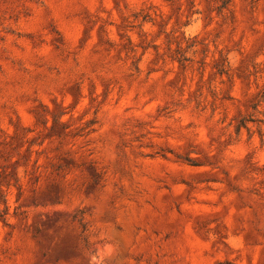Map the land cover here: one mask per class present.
<instances>
[{"label":"rangeland","instance_id":"rangeland-1","mask_svg":"<svg viewBox=\"0 0 264 264\" xmlns=\"http://www.w3.org/2000/svg\"><path fill=\"white\" fill-rule=\"evenodd\" d=\"M0 264H264V0H0Z\"/></svg>","mask_w":264,"mask_h":264},{"label":"trees","instance_id":"trees-1","mask_svg":"<svg viewBox=\"0 0 264 264\" xmlns=\"http://www.w3.org/2000/svg\"><path fill=\"white\" fill-rule=\"evenodd\" d=\"M243 127H247V120L245 119V117H242L237 124L238 129H241Z\"/></svg>","mask_w":264,"mask_h":264}]
</instances>
